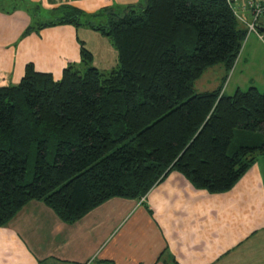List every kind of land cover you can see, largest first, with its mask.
I'll return each instance as SVG.
<instances>
[{
	"label": "trees",
	"instance_id": "1",
	"mask_svg": "<svg viewBox=\"0 0 264 264\" xmlns=\"http://www.w3.org/2000/svg\"><path fill=\"white\" fill-rule=\"evenodd\" d=\"M70 11L60 21L102 31L119 64L100 72L84 50L83 68L59 81L29 65L18 85L0 86V227L34 200L75 223L172 172L226 193L264 156L263 92L194 91L207 68L231 70L247 39L227 0H143L108 12L106 25ZM237 133L262 142L230 156Z\"/></svg>",
	"mask_w": 264,
	"mask_h": 264
},
{
	"label": "crops",
	"instance_id": "2",
	"mask_svg": "<svg viewBox=\"0 0 264 264\" xmlns=\"http://www.w3.org/2000/svg\"><path fill=\"white\" fill-rule=\"evenodd\" d=\"M141 3L0 0V86L18 85L29 65L59 81L65 69L83 68L84 50L96 69L117 68L111 38L60 20L72 9L88 19ZM0 264H264V156L226 193L172 172L145 198L110 199L75 223L31 201L0 227Z\"/></svg>",
	"mask_w": 264,
	"mask_h": 264
},
{
	"label": "rangeland",
	"instance_id": "3",
	"mask_svg": "<svg viewBox=\"0 0 264 264\" xmlns=\"http://www.w3.org/2000/svg\"><path fill=\"white\" fill-rule=\"evenodd\" d=\"M82 19L84 18L82 17ZM92 19L94 23L106 25L109 20L108 13H99ZM246 45H252L253 51L251 53L246 52V50L244 52ZM245 58L248 60V64L246 65L244 64ZM99 71L103 72L102 70ZM103 73L107 72L105 71ZM251 86L258 87L259 90L264 93V42L256 35H250L246 39L237 63L231 70L227 69L223 63L207 68L202 76L194 82V91L196 94H199L222 89L227 95H233L238 87L246 91ZM259 139L262 142V135L253 136L247 133H237L230 147L229 155L232 156L241 146L256 145ZM33 165L34 161L31 158L29 173L32 171Z\"/></svg>",
	"mask_w": 264,
	"mask_h": 264
},
{
	"label": "built area",
	"instance_id": "4",
	"mask_svg": "<svg viewBox=\"0 0 264 264\" xmlns=\"http://www.w3.org/2000/svg\"><path fill=\"white\" fill-rule=\"evenodd\" d=\"M227 2L238 21L246 28L247 38L254 34L264 42V0H227Z\"/></svg>",
	"mask_w": 264,
	"mask_h": 264
},
{
	"label": "water",
	"instance_id": "5",
	"mask_svg": "<svg viewBox=\"0 0 264 264\" xmlns=\"http://www.w3.org/2000/svg\"><path fill=\"white\" fill-rule=\"evenodd\" d=\"M139 7V5H137Z\"/></svg>",
	"mask_w": 264,
	"mask_h": 264
}]
</instances>
